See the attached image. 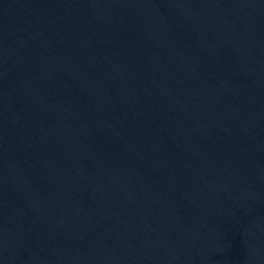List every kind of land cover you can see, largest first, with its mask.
<instances>
[{
    "label": "water",
    "instance_id": "95a60500",
    "mask_svg": "<svg viewBox=\"0 0 264 264\" xmlns=\"http://www.w3.org/2000/svg\"><path fill=\"white\" fill-rule=\"evenodd\" d=\"M0 264H264V0H0Z\"/></svg>",
    "mask_w": 264,
    "mask_h": 264
}]
</instances>
